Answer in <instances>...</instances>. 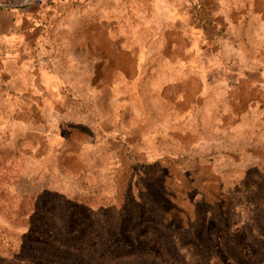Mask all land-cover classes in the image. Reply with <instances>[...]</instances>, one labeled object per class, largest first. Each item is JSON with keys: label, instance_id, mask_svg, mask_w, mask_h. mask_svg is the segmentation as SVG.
Listing matches in <instances>:
<instances>
[{"label": "rangeland", "instance_id": "obj_1", "mask_svg": "<svg viewBox=\"0 0 264 264\" xmlns=\"http://www.w3.org/2000/svg\"><path fill=\"white\" fill-rule=\"evenodd\" d=\"M5 157L17 192L100 181L111 200L147 213L117 255L99 245L112 221L101 209H90L101 229L70 247L51 223L0 210L1 251L205 264L187 242L197 219L210 264H264V0H0Z\"/></svg>", "mask_w": 264, "mask_h": 264}, {"label": "trees", "instance_id": "obj_2", "mask_svg": "<svg viewBox=\"0 0 264 264\" xmlns=\"http://www.w3.org/2000/svg\"><path fill=\"white\" fill-rule=\"evenodd\" d=\"M3 150V149H2ZM5 152V149L3 150ZM1 152L3 155L4 153ZM10 157L0 159V210L13 220L22 221L26 224L49 222L55 231L56 239L63 245L70 247L84 240L95 228L101 229L100 222L91 218L90 209L98 208L109 213L112 217L110 227L111 235L102 236L99 245L107 254H127V250H115L113 245L122 242V237L129 230L133 217L137 214L145 215L146 208L132 207L123 208L119 201L111 198L100 191V181L93 186L90 182L86 188L76 190L72 194H65L52 187H46L35 192L20 193L11 189L9 180L11 176L18 179L19 173L11 171L12 164L6 165ZM12 161L16 157H11ZM223 204H217V216L222 217ZM192 228H187V242L194 245L200 259L205 264H210L212 248L205 236L200 235L201 228L205 223L194 221ZM110 236V237H109ZM171 238H167L165 247L168 254L171 252L176 257L178 248ZM171 255V254H170ZM172 256V255H171ZM0 264H62L52 262L42 256H28L25 254H12L0 250Z\"/></svg>", "mask_w": 264, "mask_h": 264}]
</instances>
